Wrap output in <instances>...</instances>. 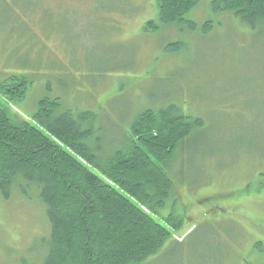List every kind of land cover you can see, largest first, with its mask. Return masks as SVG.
Instances as JSON below:
<instances>
[{"label": "rangeland", "instance_id": "1", "mask_svg": "<svg viewBox=\"0 0 264 264\" xmlns=\"http://www.w3.org/2000/svg\"><path fill=\"white\" fill-rule=\"evenodd\" d=\"M32 1L0 2V83H31L20 115L57 97L62 110L93 113L89 146L101 159L126 147L146 110L174 103L204 122L169 167L174 192L156 220L172 237L144 264H264V28L214 13V0L187 15L198 30L159 24L154 32L156 0ZM178 43L181 52H166ZM46 209L22 175L9 198L0 191V264L41 262ZM170 215L181 229L166 223Z\"/></svg>", "mask_w": 264, "mask_h": 264}, {"label": "trees", "instance_id": "2", "mask_svg": "<svg viewBox=\"0 0 264 264\" xmlns=\"http://www.w3.org/2000/svg\"><path fill=\"white\" fill-rule=\"evenodd\" d=\"M44 1L30 3L39 6ZM156 1L158 22L147 23L150 31H157L159 24L199 29L186 19L199 0ZM212 9L252 29L264 28V0H214ZM78 18L86 22L90 17ZM212 25L208 21L203 26L205 34ZM183 48L182 43L169 45L166 52L179 53ZM30 84L25 76L0 83V191L9 198L20 175L39 189L50 224L39 264L146 263L172 237L156 220L174 192L169 167L203 120L183 115L174 103L146 110L132 123L126 147L101 159L89 146L93 113L62 110L58 97L41 100L29 119L15 111ZM165 221L176 230L183 226L174 215Z\"/></svg>", "mask_w": 264, "mask_h": 264}]
</instances>
